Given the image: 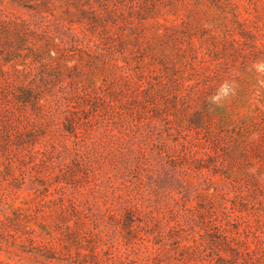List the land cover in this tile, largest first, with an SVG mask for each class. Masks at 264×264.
<instances>
[{"label": "rangeland", "instance_id": "1", "mask_svg": "<svg viewBox=\"0 0 264 264\" xmlns=\"http://www.w3.org/2000/svg\"><path fill=\"white\" fill-rule=\"evenodd\" d=\"M261 59L264 0H0V264H264Z\"/></svg>", "mask_w": 264, "mask_h": 264}, {"label": "clouds", "instance_id": "2", "mask_svg": "<svg viewBox=\"0 0 264 264\" xmlns=\"http://www.w3.org/2000/svg\"><path fill=\"white\" fill-rule=\"evenodd\" d=\"M251 68L258 73H264V59L254 62ZM237 88L238 84L235 79H226L221 82L215 92L207 98L209 109L211 110L213 107L223 106L230 101V99L237 94Z\"/></svg>", "mask_w": 264, "mask_h": 264}]
</instances>
